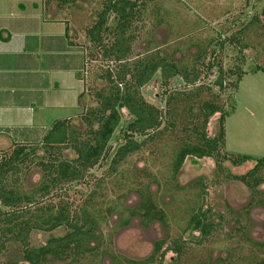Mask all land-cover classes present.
Wrapping results in <instances>:
<instances>
[{"label":"trees","instance_id":"16d2710c","mask_svg":"<svg viewBox=\"0 0 264 264\" xmlns=\"http://www.w3.org/2000/svg\"><path fill=\"white\" fill-rule=\"evenodd\" d=\"M62 2L63 6H67L75 0ZM46 3L49 1L46 0ZM143 5V0L102 1L97 20L87 29L86 34L102 53V58L115 64L117 68H108L105 77H101L107 80L109 87L97 93L98 106L91 108L83 117L86 127L83 132L78 131L70 119H63L56 121L43 134L38 148L43 154L37 156V165L42 171L39 185L28 193H23L17 184L20 181L18 176L21 166L34 160L36 148L28 146L27 150V146L21 145L8 157H0V264H102L107 257L113 264H155L156 261L157 264H164L169 253L176 255L172 264H180L188 245L182 236L158 241L153 254L146 261L133 262L113 253L109 247L111 241L107 243L101 232L102 225L108 224L114 214L118 215L117 226L120 228L128 227L134 219H138L145 229L159 223L169 231L172 217L168 209L171 205L156 199L152 184L157 183L160 190L162 187L148 172L144 173L149 182L142 181L138 174H134L132 188L119 195L105 210L103 205L100 210L95 208L94 205H98L95 193L79 209H72L69 202L62 200L58 203H44V200L65 186L86 181L91 171L106 158L109 145L120 128L125 143L115 152L104 177L116 174L122 176L119 169L132 155L154 143L164 131L182 129L188 132V139H183L184 142L174 155L169 184H163L169 188L162 191L164 197L171 189L174 192L185 189L178 185L177 179L188 158L195 161L213 159L218 173L224 174V180L242 183L251 193L250 205L245 209L246 215L250 214L253 207H264V190L261 189L264 186V158L255 160L247 155H232L225 151L226 119L235 107L227 110L220 102V96L211 87L199 85L208 73L217 69L215 87L220 92L228 89L238 91L246 72L239 66L233 71L224 70L222 63L218 61L213 40L204 42L200 38H190L187 48H177L176 51L182 54L179 61L168 57L163 51L133 59V46L137 40L135 24L141 20ZM259 24L260 21L254 17L244 28L219 41L217 46L223 50L226 45L237 43L242 51L247 50L250 44L245 34L251 27ZM189 49H195L196 52L192 54L191 61L187 62ZM260 71L264 73L263 67L257 66L251 73ZM158 73L161 74V87L164 88L166 97L165 110L149 103L142 93V89ZM177 77L182 79L186 90L168 92L171 82ZM233 77L236 80L229 82ZM204 95L209 96V99H203ZM82 97L83 92L80 99ZM123 110L131 117L125 127L121 126ZM217 114L220 115L218 132L209 136L210 120ZM8 132L0 130V134ZM60 149H72L77 157L66 159L61 155ZM250 161H255V165L245 174H227L224 168L226 162L240 168ZM103 181V178L97 181L96 191L101 189ZM194 185L204 190V184ZM132 191L138 196V203L129 208L125 206L124 199ZM228 210L232 212L229 207ZM234 216V229L240 234V239L251 247V255L237 257L235 252L228 249L226 259L212 261L209 256L197 264H264V259L254 255L262 249L264 254V243L253 242L246 235L247 227L243 225V216L239 213ZM221 227V223L213 221L211 210H204L200 206L190 214L184 233L199 231L202 243ZM61 228L67 230L63 236L52 237L41 247L32 246L33 232L50 233ZM235 237L230 236V240H235ZM166 244L168 246L164 249Z\"/></svg>","mask_w":264,"mask_h":264},{"label":"rangeland","instance_id":"374dc122","mask_svg":"<svg viewBox=\"0 0 264 264\" xmlns=\"http://www.w3.org/2000/svg\"><path fill=\"white\" fill-rule=\"evenodd\" d=\"M38 1H41L45 7L44 16L47 15L45 17H53V20H60L65 23V25L57 23L55 26H60L59 28L48 23L52 26L50 31L61 33L60 28L67 27L68 36L74 40V44L80 53L79 56H75V61L77 63L78 60H81L82 63L83 60V67L80 71L83 84L80 81L79 86H77L79 90H74L75 100L72 102L71 99L70 102H67L64 109L46 113L47 122L44 133L56 121L63 119H70L73 126L78 131L83 132L86 128L83 117L91 108L98 106L97 93L107 90L109 87L107 80L101 77H105L108 68H117L115 64L102 58V53L90 42L86 34L87 29L96 22L97 14L102 9L103 0H75L74 3H69L67 6H63V0H48V4L46 0ZM143 1L141 20L135 24L137 25V40L133 46L132 58H144L150 54L162 53L163 51L168 57L179 61L182 54L176 50L179 47L187 48V42L190 38H200L204 42L213 40L218 61L222 63L224 70L233 71L239 66L241 70L246 72L238 91L228 89L225 92H220L215 87L217 69L208 73L199 82V85L211 87L213 92L220 96V102L227 110L232 106L235 107L233 113L226 119L225 151L232 155H247L255 160L264 158V73L262 71L251 73L257 66L264 69V0ZM18 5L16 0H0L2 25L19 20L21 8ZM26 6H28V12H31L30 14H35L36 11L40 12V9L30 3L26 2ZM61 7L64 8L61 9ZM254 17L260 21V24L251 27L245 34L246 40L250 44L247 50L242 51L240 44L237 43L228 44L223 50L219 49L217 46L219 41L229 38L244 28ZM45 20L44 18V23ZM112 21L113 18L110 24ZM2 43L0 40V44ZM195 52V49L187 51L189 54L187 62L191 61V56ZM64 59L65 63H69L66 56ZM235 80L236 77H233L229 79V82ZM72 87L74 84L69 83V88ZM184 90H186L184 82L177 77L171 82L168 92L174 93ZM76 91L80 93L83 91L79 105L77 102L79 94ZM142 93L149 103L165 110L166 97L164 88L161 87L160 73L142 89ZM202 98L209 99V96L204 95ZM219 118L220 115L217 114L210 120L209 136H214L218 132ZM130 120L131 117L127 111L123 110L121 126L125 127ZM120 131L121 128L115 133L106 158L91 171V175L86 181L65 186L44 200V203H58L62 200L69 202L72 209H79L83 202L92 193H95L98 204L94 205L95 208L100 210L101 205H103L105 210L107 205L116 201L119 195L127 193L132 188L134 174H138L142 181L149 182L144 173L148 172L156 178L162 187L160 190L156 185L157 183L152 184V191L156 199L171 205L168 212L172 217V223L169 231H166L159 223H154L150 228L145 229L138 219H134L128 227L120 228L117 226L118 215L114 214L109 219L108 224L102 225L101 232L106 237L107 243L111 241L110 249L120 258L133 262H144L153 254L155 244L158 241L181 236L188 245L180 264L201 263L209 256L212 261L219 258L226 259L229 255L228 249L235 252V256L243 257L250 254L251 247L243 242V239H240L241 237L238 236L240 234L236 233V229H234V215L238 213L243 216V225L247 227L246 235L255 243H264V207H253L250 214L246 215L245 209L250 205L251 193L242 183L224 180V174L218 173L213 159L195 161L188 158L177 179L178 185L185 189L180 191L177 189L176 192L171 189V192L165 197L162 195L163 190L169 189L163 184H169L168 179L171 174L174 155L179 146L188 139V132L185 130H166L154 143L132 155L119 169V172L123 173V178L119 174L104 177L115 152L119 146L125 143ZM13 133L16 137H9L8 134L6 140L3 138L0 141V157H8L17 146L21 145L27 146V150L28 146L37 149L34 160L22 165V170L18 176L20 181L17 184L23 193H28L36 188L42 179L41 168L37 165L39 160L37 156L43 154L38 149L43 134L38 135V140H30L31 144H29L28 141L22 142V134L15 133V131ZM60 151L66 159L72 160L77 157L72 149H60ZM254 165L255 161H250L244 166L236 168L230 162H226L224 168L227 170V174L240 175L248 172ZM102 178L105 181H103L101 189L96 191L97 181ZM199 182L204 184V190L194 185L200 184ZM261 189L264 190V186ZM198 201L199 205H197ZM137 203L138 196L133 191L129 192L124 199L125 206L131 208ZM200 206L204 210L209 208L213 221L222 224L218 232L207 240L208 242L202 243L199 231L190 230L184 233L190 214L194 210L197 211ZM228 207L232 212L228 210ZM66 232L65 228L50 233L35 231L31 236L32 246L41 247L50 238L63 236ZM230 236L237 237L231 241ZM167 246L168 244L165 245L164 249ZM262 250L254 253L259 259H264ZM175 257L176 255L169 253L164 264H172ZM4 260L2 259V261ZM102 264L113 263L107 257Z\"/></svg>","mask_w":264,"mask_h":264},{"label":"crops","instance_id":"0c3cea01","mask_svg":"<svg viewBox=\"0 0 264 264\" xmlns=\"http://www.w3.org/2000/svg\"><path fill=\"white\" fill-rule=\"evenodd\" d=\"M16 2L21 8L19 20L7 25L0 21V130L9 131L0 134V141L8 134L16 137L13 131L22 134L21 140L39 139L46 129V113L64 109L71 99L73 102L74 90H79L80 81L83 84V60L75 61L80 53L67 27L60 28L61 33L50 31L51 25L59 28L57 23H65L45 17L41 1ZM26 2L40 12L30 14ZM69 83L74 87L69 88ZM77 92L79 105L83 91Z\"/></svg>","mask_w":264,"mask_h":264}]
</instances>
